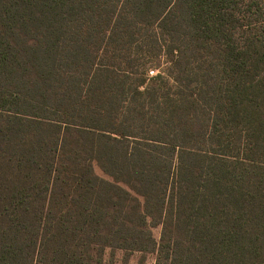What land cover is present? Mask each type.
<instances>
[{
  "label": "trees",
  "instance_id": "16d2710c",
  "mask_svg": "<svg viewBox=\"0 0 264 264\" xmlns=\"http://www.w3.org/2000/svg\"><path fill=\"white\" fill-rule=\"evenodd\" d=\"M106 250L264 264V0H0V264Z\"/></svg>",
  "mask_w": 264,
  "mask_h": 264
},
{
  "label": "rangeland",
  "instance_id": "374dc122",
  "mask_svg": "<svg viewBox=\"0 0 264 264\" xmlns=\"http://www.w3.org/2000/svg\"><path fill=\"white\" fill-rule=\"evenodd\" d=\"M152 72L150 75H153ZM95 172L100 174L98 168H95ZM160 233V227L156 226L152 228V235L155 239H158ZM103 264H154V253H131L125 261H123V253L119 250L113 253L112 258L109 256V251L104 252Z\"/></svg>",
  "mask_w": 264,
  "mask_h": 264
},
{
  "label": "built area",
  "instance_id": "2783aa9c",
  "mask_svg": "<svg viewBox=\"0 0 264 264\" xmlns=\"http://www.w3.org/2000/svg\"><path fill=\"white\" fill-rule=\"evenodd\" d=\"M150 74L152 73V71L149 72Z\"/></svg>",
  "mask_w": 264,
  "mask_h": 264
}]
</instances>
